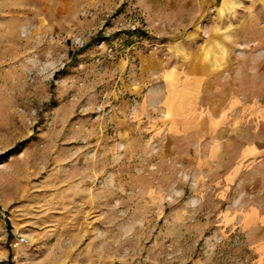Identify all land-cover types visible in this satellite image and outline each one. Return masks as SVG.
I'll return each instance as SVG.
<instances>
[{"label":"rangeland","instance_id":"1","mask_svg":"<svg viewBox=\"0 0 264 264\" xmlns=\"http://www.w3.org/2000/svg\"><path fill=\"white\" fill-rule=\"evenodd\" d=\"M236 97L264 0H0V264H264Z\"/></svg>","mask_w":264,"mask_h":264},{"label":"crops","instance_id":"2","mask_svg":"<svg viewBox=\"0 0 264 264\" xmlns=\"http://www.w3.org/2000/svg\"><path fill=\"white\" fill-rule=\"evenodd\" d=\"M199 1H205L209 6L214 0ZM186 74L192 79L200 77L195 73L194 68L189 66H187ZM238 97L229 101L225 114L219 118L218 126L214 125L213 132L210 134L220 144L226 146H230L235 137L236 175L240 171L259 169L262 171L260 175L264 176V102L256 100L247 104ZM233 102L235 103L232 104ZM232 115L236 117L232 118ZM249 207L252 223L264 226V202L253 203Z\"/></svg>","mask_w":264,"mask_h":264}]
</instances>
